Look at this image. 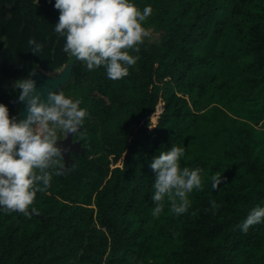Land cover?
Returning a JSON list of instances; mask_svg holds the SVG:
<instances>
[{
  "label": "trees",
  "instance_id": "16d2710c",
  "mask_svg": "<svg viewBox=\"0 0 264 264\" xmlns=\"http://www.w3.org/2000/svg\"><path fill=\"white\" fill-rule=\"evenodd\" d=\"M152 15L129 75L63 51L55 0H0V103L20 116V89L41 67L76 61L68 98L89 115L74 139L84 152L53 175L34 207L0 212V264H264V0H130ZM33 40L43 48L32 53ZM185 148L181 168H201L203 189L179 216L159 218L152 160ZM225 177L218 189L211 177ZM219 206L213 210L211 202Z\"/></svg>",
  "mask_w": 264,
  "mask_h": 264
},
{
  "label": "clouds",
  "instance_id": "9594fccd",
  "mask_svg": "<svg viewBox=\"0 0 264 264\" xmlns=\"http://www.w3.org/2000/svg\"><path fill=\"white\" fill-rule=\"evenodd\" d=\"M54 7L60 11L55 32L66 38L65 53L86 62L90 71L104 66L111 80L129 75V66L139 59L130 51L138 53L139 45L150 35L143 25L152 15L151 6L141 10L130 0H55ZM28 43L34 45V54L43 48L33 40ZM16 87L21 90L19 102L27 99L28 115L23 120L11 117L8 106L0 103V206L5 212L30 216L37 193L46 192L53 175L61 176L66 170L57 132L77 134L89 113L80 107L81 99L68 98L63 90L48 91L47 101H43L33 79L18 80ZM184 154V147L173 145L150 163L156 174L151 197L154 218L164 211L166 199L171 213H186L191 206L189 194L203 189V169L181 168ZM224 179L212 176V189H218ZM211 205L213 210L219 207L215 201ZM261 222L264 207H256L239 227L247 233Z\"/></svg>",
  "mask_w": 264,
  "mask_h": 264
},
{
  "label": "water",
  "instance_id": "95a60500",
  "mask_svg": "<svg viewBox=\"0 0 264 264\" xmlns=\"http://www.w3.org/2000/svg\"><path fill=\"white\" fill-rule=\"evenodd\" d=\"M76 61L73 60L71 62H68L64 64V66L56 73L52 74L40 67L36 68L32 71L35 72L34 75H30L28 79H33L36 81V88L38 93H43L42 100L47 101V93L48 91H61L64 89V87L67 85V83L70 82L72 75H73V69L75 66ZM28 115V105H27V99L24 102H21L20 107V116L19 119L23 120L26 119ZM57 146L62 148L64 151L62 153L65 161V169L67 170L69 168V162H74V159L71 156V153H78L81 151L84 152V147L82 146V140H74V134L69 133L67 136L65 135L62 138H59L57 141ZM2 211V206H0V212ZM29 211H32V208L29 209ZM32 214H35L37 216L43 217L42 213L37 212L35 209Z\"/></svg>",
  "mask_w": 264,
  "mask_h": 264
},
{
  "label": "flooded vegetation",
  "instance_id": "af4514ba",
  "mask_svg": "<svg viewBox=\"0 0 264 264\" xmlns=\"http://www.w3.org/2000/svg\"><path fill=\"white\" fill-rule=\"evenodd\" d=\"M65 135L66 134H64V133L61 135L60 132L59 133L57 132L58 139L64 137ZM74 140H79V139H74ZM80 140H82V139H80Z\"/></svg>",
  "mask_w": 264,
  "mask_h": 264
},
{
  "label": "rangeland",
  "instance_id": "374dc122",
  "mask_svg": "<svg viewBox=\"0 0 264 264\" xmlns=\"http://www.w3.org/2000/svg\"><path fill=\"white\" fill-rule=\"evenodd\" d=\"M50 73H56V72H58L59 70H55V71H51V70H48ZM60 132V134L62 135L63 134V132H61V131H58V133Z\"/></svg>",
  "mask_w": 264,
  "mask_h": 264
}]
</instances>
